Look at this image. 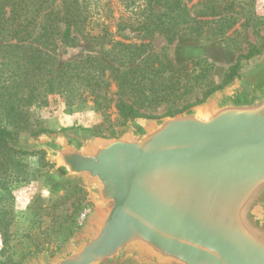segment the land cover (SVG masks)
<instances>
[{
    "label": "water",
    "instance_id": "1",
    "mask_svg": "<svg viewBox=\"0 0 264 264\" xmlns=\"http://www.w3.org/2000/svg\"><path fill=\"white\" fill-rule=\"evenodd\" d=\"M51 186L72 180L94 210L55 254L22 264H264V58L176 114L117 137L44 132Z\"/></svg>",
    "mask_w": 264,
    "mask_h": 264
},
{
    "label": "rangeland",
    "instance_id": "2",
    "mask_svg": "<svg viewBox=\"0 0 264 264\" xmlns=\"http://www.w3.org/2000/svg\"><path fill=\"white\" fill-rule=\"evenodd\" d=\"M8 1L11 0H0V48L16 42L12 25L5 23L10 15ZM69 1H49L60 19ZM80 1L88 12L83 31L99 34V40L84 37L75 28L70 37H65L66 21H60V33L56 36L58 67L88 55H97L108 65L123 69L131 66L129 50L119 41L150 43L155 67L168 59L171 67L186 65L174 89L165 90V97L135 104L146 116L172 115L200 103L234 80L230 67L237 66V73H241L264 58V0H182L187 9L186 19L178 22L177 33L170 40L159 31L147 34L127 26L136 15L135 9L127 8L125 0ZM162 66L160 77L172 73L169 64ZM107 91L110 100L102 110L95 109L92 100L70 109L63 98L54 94L30 108L25 128L14 127L5 117H0V125L13 130L18 139H28L32 132L40 135L66 130L117 137L127 130L116 107L122 93L114 82ZM44 157L41 152L19 155L20 164H14L13 171L2 173L0 216L9 224L0 221V264H22L45 249L55 254L86 223L88 218L83 225L79 224L81 213L95 208L88 200L87 190L72 180L61 189L52 190L48 183L52 167L44 165ZM14 172L20 174L19 179L13 178ZM37 248L40 250L36 252Z\"/></svg>",
    "mask_w": 264,
    "mask_h": 264
},
{
    "label": "trees",
    "instance_id": "3",
    "mask_svg": "<svg viewBox=\"0 0 264 264\" xmlns=\"http://www.w3.org/2000/svg\"><path fill=\"white\" fill-rule=\"evenodd\" d=\"M49 1H8L10 15L5 23L12 25V36L16 42L0 48L3 55H0V117L6 118L14 127L25 128L30 108L46 102L48 95L54 94L63 98L70 109L76 104L92 100L93 107L102 110L108 106L110 98L107 90L113 82L116 83L118 92L122 93L116 107L125 125L136 117H156L146 116L135 104L146 99L155 101L165 97L178 83L186 65L171 67L169 59L166 63L161 61L165 66L169 64L172 73L160 77L159 72L163 66L161 64L160 67H155L156 58L150 43L124 44L119 41V44L129 50L127 55L132 62L131 66L123 69L119 65H108L97 55H88L58 67L56 36L60 33V21H66L65 37L71 36L72 28L91 39L99 40L100 35L84 33L83 23L88 18V12L83 2L70 0L60 19ZM125 3L127 8L135 9L133 12L136 15L134 21H129L127 26L147 34L159 31L169 40L177 33L178 22L186 19L187 9L182 0H125ZM1 26L0 22V29ZM122 26L126 25L119 24V27ZM230 70L232 76L238 75L237 66L230 67ZM39 133L32 132L31 135ZM18 138L13 130L0 125V181H3L2 173L13 171L14 164H20L19 155L41 152L45 156L44 151L26 152L12 146V141L19 140ZM44 159V165L52 167L46 157ZM12 175L14 179L20 177L15 172ZM67 181L71 180L64 183ZM64 183L50 188L57 191ZM0 221H4L3 216H0ZM8 224L9 221L5 220L4 225ZM39 250L37 248L36 252Z\"/></svg>",
    "mask_w": 264,
    "mask_h": 264
},
{
    "label": "built area",
    "instance_id": "4",
    "mask_svg": "<svg viewBox=\"0 0 264 264\" xmlns=\"http://www.w3.org/2000/svg\"><path fill=\"white\" fill-rule=\"evenodd\" d=\"M91 213V209L89 208V209H85L82 213H81V215H80V218H79V224L80 225H83L84 224V222L86 221V219L88 218V215Z\"/></svg>",
    "mask_w": 264,
    "mask_h": 264
}]
</instances>
